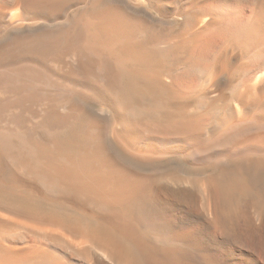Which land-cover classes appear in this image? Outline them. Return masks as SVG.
Returning a JSON list of instances; mask_svg holds the SVG:
<instances>
[{"label":"bare ground","instance_id":"bare-ground-1","mask_svg":"<svg viewBox=\"0 0 264 264\" xmlns=\"http://www.w3.org/2000/svg\"><path fill=\"white\" fill-rule=\"evenodd\" d=\"M13 108L0 264H264V0H0Z\"/></svg>","mask_w":264,"mask_h":264},{"label":"rangeland","instance_id":"rangeland-1","mask_svg":"<svg viewBox=\"0 0 264 264\" xmlns=\"http://www.w3.org/2000/svg\"><path fill=\"white\" fill-rule=\"evenodd\" d=\"M89 107H88V109L89 110H91V111H93V112H97L98 111V107L96 106V105H94V104H92V105H88ZM96 108V109H95ZM14 109V110H13ZM13 109H11V112L9 111V110H7V112H5V114H4V116L5 117H3L2 119H0V129H1V127L2 126H4L5 128H11V126H12V124H11V122H13V121H16V119L17 118H21L22 117V115H20L21 113L19 112L20 111V109H18V108H13ZM18 109V110H17ZM35 108H33V110H34ZM35 110H37V112L35 113L34 111ZM34 111H33V113L34 114H36V116L35 115H33V116H35V117H33L32 116V118H31V116H30V118H27V121H28V125L29 126H33V125H36V123L35 122H37L38 121V119H39V117L37 116V115H39L40 114V112H38V110L39 109H35ZM14 111V112H13ZM15 111H17L16 113H15ZM13 112V113H12ZM39 113V114H38ZM33 118H34V120H33ZM29 119V120H28ZM33 120V121H32ZM30 123H31V125H30ZM16 129V125L13 127V130H15ZM62 134H61V133ZM64 132V130L63 129H57V130H55V131H53V132H51L50 134H49V146L51 147V146H53V142L54 141H56L57 139H60V138H64V137H66L67 136V133L68 132H66V134L65 133H63ZM53 133V134H52ZM60 135V137H58ZM55 139V140H54ZM53 141V142H52ZM38 144V143H37ZM113 155H115V156H113V158L115 159V160H117L119 163H121V164H125V165H127V166H129L130 168H132L131 167V165L130 164H128L126 161H124L121 157H119V156H117L116 154H113ZM117 158V159H116ZM134 168V167H133ZM47 206V205H46ZM52 206V205H51ZM57 205H55V207H56ZM51 208H53V207H51ZM56 208H60V207H56ZM12 236H14V237H12ZM12 236H9L8 237V241H7V243H14L16 240H17V238H18V235H17V237H16V235H12ZM97 264H106L105 262H103V261H99V262H97Z\"/></svg>","mask_w":264,"mask_h":264}]
</instances>
